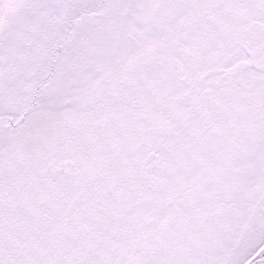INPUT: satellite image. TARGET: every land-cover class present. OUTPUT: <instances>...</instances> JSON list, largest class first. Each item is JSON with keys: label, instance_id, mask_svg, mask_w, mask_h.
<instances>
[{"label": "snow or ice", "instance_id": "snow-or-ice-1", "mask_svg": "<svg viewBox=\"0 0 264 264\" xmlns=\"http://www.w3.org/2000/svg\"><path fill=\"white\" fill-rule=\"evenodd\" d=\"M0 264H264V0H0Z\"/></svg>", "mask_w": 264, "mask_h": 264}]
</instances>
